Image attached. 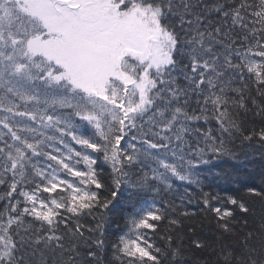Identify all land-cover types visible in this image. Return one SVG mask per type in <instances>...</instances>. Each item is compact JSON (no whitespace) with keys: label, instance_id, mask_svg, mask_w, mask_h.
Masks as SVG:
<instances>
[{"label":"snow or ice","instance_id":"obj_1","mask_svg":"<svg viewBox=\"0 0 264 264\" xmlns=\"http://www.w3.org/2000/svg\"><path fill=\"white\" fill-rule=\"evenodd\" d=\"M224 158L262 187L203 191L193 169ZM173 180L210 242L187 189L138 203ZM0 264H264V0H0Z\"/></svg>","mask_w":264,"mask_h":264},{"label":"trees","instance_id":"obj_2","mask_svg":"<svg viewBox=\"0 0 264 264\" xmlns=\"http://www.w3.org/2000/svg\"><path fill=\"white\" fill-rule=\"evenodd\" d=\"M214 127V121L212 122ZM260 149L253 147L250 152L258 153ZM97 169L101 171L102 177L107 181L109 175L107 165L103 161H99ZM193 172L198 174L199 179L202 181L203 191L209 192L211 195H220L223 197L225 193L239 196L242 194L241 188L244 186H254L256 188L262 187L260 181V162L254 159H241L239 161H233L231 159L213 160L209 164H202L198 168L193 169ZM175 191L171 193H162L161 197H154L151 193H145L139 199L138 203L146 205L155 200L156 203H162L163 199L170 201H176L179 203V197L185 195V190L195 194L193 203L189 204L185 201L184 206L191 212H195L196 215L191 218L197 225V231L195 237L202 240L211 241L214 234V223H210L204 218V214L201 211L202 205L198 202L201 196V192L193 185L187 183H180L173 180ZM129 199L128 190L122 189L119 197L114 202V206L108 213L109 221L106 226V250L105 259L106 262L112 259V245L116 242L118 236L124 230L125 217L127 215L126 201ZM262 209L260 204L254 206V215L249 216V222H259ZM84 223L91 224L90 217L84 218ZM188 226V225H186ZM188 241L186 240L185 243ZM200 255H203L201 253Z\"/></svg>","mask_w":264,"mask_h":264}]
</instances>
